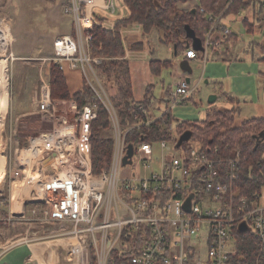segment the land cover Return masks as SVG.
I'll list each match as a JSON object with an SVG mask.
<instances>
[{
	"label": "built area",
	"instance_id": "1",
	"mask_svg": "<svg viewBox=\"0 0 264 264\" xmlns=\"http://www.w3.org/2000/svg\"><path fill=\"white\" fill-rule=\"evenodd\" d=\"M68 1L66 13L75 28L54 41L52 61L62 71L66 66L83 71L93 102L81 110L75 104L70 123L68 117L57 116L50 85L42 78L36 113L59 118L61 126L16 150L33 217L58 226L53 237L71 239L67 260L72 264H91L92 255L95 264H109L114 254L120 264H264V183L258 203L248 205L236 188L240 152L232 159L214 160L197 141L187 149L170 141L147 142L143 130L165 114L152 113L147 121L132 124L127 132L135 141L126 143L111 95L85 69L101 63L91 58L92 37L85 31H114L130 10L125 0ZM246 13L238 17L247 18ZM212 30L203 52L219 50L220 40L234 35L230 28H223L218 37ZM185 57L195 60L198 54L190 49ZM195 91L188 80H181L168 93L170 109L187 103ZM99 104L109 114L114 149L110 167L96 176L91 132ZM130 147L131 175L122 178ZM156 149L162 154L153 165ZM243 232L252 234L257 245L250 261L238 250L237 235Z\"/></svg>",
	"mask_w": 264,
	"mask_h": 264
},
{
	"label": "trees",
	"instance_id": "2",
	"mask_svg": "<svg viewBox=\"0 0 264 264\" xmlns=\"http://www.w3.org/2000/svg\"><path fill=\"white\" fill-rule=\"evenodd\" d=\"M179 1L125 0L130 10V19L126 21L127 23H118L116 31L100 27H94L91 31V58L101 60V63L95 64L94 67L97 68L100 75L106 76L113 88L117 89L116 94L111 95L112 107L123 130L132 124L145 122L152 118L150 109L152 101L150 98L142 102L134 100L130 67L125 59V48L120 36L122 27L128 24H139L146 34L156 30L160 35L161 43L166 45L174 43L176 45L175 53L180 54L188 43L191 44V39L187 38V29L194 33L203 48L212 29L214 35L217 34V37L220 35L221 29H223L221 25L223 18L251 12L252 22L247 17L241 21V25L244 30L252 34L253 28L261 27L264 15V0H197V7L187 13H181L178 10ZM217 20L220 21L217 22ZM171 63L169 61H151V72L156 75L162 69L171 67ZM49 85L53 101L73 100L80 110L93 102V92L88 83L83 80L80 90L72 94L65 74L54 63L49 69ZM106 87L108 88V86ZM168 93L166 92L164 100L167 105L165 108L169 106ZM225 97L234 106L233 110L210 107L205 120L199 122H180L178 120L173 131H169L174 121L169 110L163 118L155 121L150 129H144L143 133L147 135L146 141L151 144L170 141L177 146L183 138L182 145L187 149L191 142L197 141L205 152L206 150L211 152L210 156L214 160L232 159L237 152H240L239 181L236 188L240 198L246 199L248 205L254 206L258 203L264 183V144H258L256 139V136L264 132V118H252L236 125L239 120V103L233 97L226 95ZM97 113L98 119L92 126L91 148L93 174L99 176L102 171L110 167L114 140L103 136L104 132H110L112 129L109 114L101 104L98 105ZM132 141H135L132 136L126 139L128 144ZM237 237L240 254L250 261L257 250L256 241L248 232L238 233ZM112 258L115 260H110L109 264L122 263L115 257V254ZM91 264H95L93 255Z\"/></svg>",
	"mask_w": 264,
	"mask_h": 264
},
{
	"label": "rangeland",
	"instance_id": "3",
	"mask_svg": "<svg viewBox=\"0 0 264 264\" xmlns=\"http://www.w3.org/2000/svg\"><path fill=\"white\" fill-rule=\"evenodd\" d=\"M189 1L190 0H180L178 2L177 7L181 13L188 12L184 10L181 11L179 7L182 6L186 9L187 6H190L187 4ZM67 3L68 0H0V29H8L7 32L9 34L8 48L5 52V66L9 86V91L7 88V98H12V108L14 110H18V104L21 102L19 101V95H21V92H24V87H26L29 94L28 99L24 100L23 105L27 111L32 112L29 102H34V100L30 99L31 95L34 94L35 86L39 84L42 76L45 81L49 80V69L52 63H54L52 61L54 58V41L64 34L69 32L72 33L74 30L70 17L64 14ZM246 15L252 22V13L248 11ZM244 18V16H239L234 21V24H232L235 35L239 38L238 44L235 46L239 56L237 63L232 62L233 64L231 68H229L221 60L210 61V59L207 60V63L203 62V60L201 62H192L190 63V68L192 70L190 85L192 88H196L192 100L184 105L174 107L172 110L170 106L165 108L164 104L162 105L160 101L154 100V107L157 105L156 116H160L168 110H171L170 112L174 121L170 131L176 128L178 120L180 122L203 121L210 108L209 99L214 94L221 96V94L229 93L232 94L234 99L239 98L240 103L238 107L241 109V118L237 120L236 125L241 124L243 120L246 119L264 116V80H262L259 75V71L262 70L264 64L257 61L258 55H256V53L254 57H252L248 48V42L260 41L261 39V36H257L256 34L262 33L264 15L261 27L257 29L253 28L252 34H249L241 27V21ZM118 23L120 22H117L116 25ZM114 31H116V26ZM261 46L264 48V44ZM125 59H127L126 56ZM179 66L180 63L177 64V69H175L172 67L171 63V68L168 67V70L163 71L159 80L164 79L166 87L168 85H174L175 87L178 84L179 78L177 74H179ZM85 69L90 77L94 75L96 80L100 81L105 86L107 93L110 95L116 94L117 89L111 86L106 76L100 75L97 68H89L86 65ZM141 73L142 74H137L135 77L144 81L143 83H146L150 76H148L146 70H141ZM81 74L83 80L87 82L83 71ZM159 80L156 81V87L153 92L154 98L157 100L163 96L162 85ZM137 83L138 80H136V84ZM68 84L70 89L73 90V83L70 81ZM141 85L142 84L134 86L135 93L138 97L141 96ZM106 86H108V88ZM174 87L172 89H174ZM11 90L12 95L10 93ZM225 103L229 105L232 104L227 100ZM75 104L73 100L65 102L55 101L57 116L68 117L69 122L73 123ZM216 104H218L217 107L220 105L225 106L221 103V99L218 100ZM232 107L234 108L233 105ZM9 109V118L7 119L5 134L8 138L13 134L12 138L15 137V144L17 140L20 142L28 140L39 134L51 132L55 127L58 128L61 126L59 118L55 120L47 119L37 114L16 117L15 114L17 112L15 114L11 112V100ZM152 112H154V108H152ZM103 136L106 138H113L112 130L110 132H104ZM14 141L13 148L16 146L14 145ZM11 142L12 141H9V143ZM8 147L10 148V146ZM161 154V151L156 149L153 165L160 160ZM18 166L20 167L19 164ZM130 169V165L122 169V178L130 177Z\"/></svg>",
	"mask_w": 264,
	"mask_h": 264
},
{
	"label": "crops",
	"instance_id": "4",
	"mask_svg": "<svg viewBox=\"0 0 264 264\" xmlns=\"http://www.w3.org/2000/svg\"><path fill=\"white\" fill-rule=\"evenodd\" d=\"M187 4L190 5L187 6L188 8L186 7V9H184L182 6H180L179 9L181 8V11H191L197 7L198 2L197 0H190ZM236 18H238V16H229L223 18L221 20L222 28H230L233 30L232 24H234ZM129 19L130 12H128L123 21L118 22H125ZM70 20L72 21L71 18ZM241 27L243 26L241 25ZM261 31L262 33L256 34L257 36H261L260 41L248 42V48L252 57H254V54L256 53V55H258L257 61L264 64V61H262L264 58V48L261 46L264 44V27ZM120 32L123 46L125 48L126 58L130 67L134 100L136 102H142L145 99L150 98L152 101L150 109L152 111V108H154V112H152L154 115H156L157 111V105L154 107V100L160 101V103L162 105L164 104V107H166L167 105L164 103L166 92H169L174 87V85H172L173 87L171 85L166 87L165 80H159L163 71L168 70L171 67L164 68L160 71V73L155 75L150 69L151 61H170L172 62V67L177 69L178 63L187 60L185 53L190 49L196 51L198 57L195 60H189V67L190 63L192 62H201L203 59H205V63H207V60L211 59L210 61L221 60L227 65V67L231 68V65L233 64L232 62L237 63L239 60L237 52L238 50L235 49L239 38L235 35L234 30V35L232 38L220 40L222 47L219 50L213 49L207 52H203V50H196L193 46V41L191 40V44L188 43L186 48L180 54H175L176 45L174 43H171L170 45L161 43L160 35L156 30L146 34L141 25L128 24L122 27ZM222 32L223 31L220 33ZM72 33L69 32L64 35H70ZM141 70H146L148 76H150L146 83H143L144 81L135 77L137 74H142ZM63 73L65 74L67 81H71L74 85L73 90L70 89L72 94L78 92L83 84V76L81 72L70 70L66 67L63 70ZM178 73L179 74H177L176 70L179 82L183 79L187 80V75L181 70H179ZM259 75L261 76V79L264 80V65L262 70L259 71ZM42 78L43 76L41 77L39 84L35 86V91L33 92L34 94L31 95L30 100H34V102H29L31 104L32 112L27 111L23 105L24 100L28 99L29 94L27 88L24 87V92H21V95H19V101L21 102L18 104V110H14L12 108V98H10L7 99L4 114H0V264H72L67 260V251L70 244L72 243L71 239L53 237L54 232L59 227L53 224H44V220L39 215L37 218H34L32 215L33 204L31 202H27V192L23 189L26 184L25 182L21 181L23 176V167L16 156V150L25 148L31 138L21 142L17 140L15 144V137L12 138L13 134L10 135L9 138L5 134L7 119L9 118L10 100L12 110L11 112H14V114L17 112L15 114L16 117L37 114L36 102L42 85ZM136 80H138L137 84ZM157 80H159L161 83L164 93H162L163 96H161L159 100L155 99L153 95ZM47 81L49 83V80ZM140 84H142L140 87L141 90L139 89L141 91V96L138 97L135 93L134 86H139ZM10 93L12 95V90ZM225 95H228L227 97H233L232 94L229 93L221 94V96L214 94L213 96H216L217 99L213 103L214 105L210 104V107L212 106L219 109L232 110V105L225 103L227 100ZM193 97L194 95L192 98ZM220 99L221 103L225 106L220 105L217 107L218 104L216 103ZM235 99L238 101V103H240L239 98ZM240 113L241 109H239V120L241 118ZM255 118H264V116ZM9 141L12 142L9 143ZM13 141L14 145H16L14 148ZM8 146H10V148ZM39 213L40 212H38V214Z\"/></svg>",
	"mask_w": 264,
	"mask_h": 264
},
{
	"label": "bare ground",
	"instance_id": "5",
	"mask_svg": "<svg viewBox=\"0 0 264 264\" xmlns=\"http://www.w3.org/2000/svg\"><path fill=\"white\" fill-rule=\"evenodd\" d=\"M69 5H70V1H68L67 5L64 9V14L71 18V16L66 13V9L69 7ZM72 24H73V28H75L74 20H72ZM7 31H8V29H4V30L0 29V114H2V115L5 112L4 111L5 110V103L7 102V99H8L7 98L8 80H7V71H6V66H5V59H6L5 58V52H6V49L8 48V42H9V34ZM88 32L91 34V31H85V33H88ZM53 47H54V44H53ZM113 112L115 113L114 109H113ZM164 114H166V112ZM115 115H116V113H115ZM129 127H127L125 130L121 129L124 132V141L125 142H126V139L128 137L132 136L131 131L127 132Z\"/></svg>",
	"mask_w": 264,
	"mask_h": 264
},
{
	"label": "water",
	"instance_id": "6",
	"mask_svg": "<svg viewBox=\"0 0 264 264\" xmlns=\"http://www.w3.org/2000/svg\"><path fill=\"white\" fill-rule=\"evenodd\" d=\"M187 38H190L193 41V46L196 50H201V51L203 50V48H201L200 41L195 38L194 33L190 29H187ZM180 70L184 74H186L187 77L189 76L187 80L188 82H190V76L192 75V70L189 67V60H185L180 63ZM216 99H217L216 96H211L209 99V104H213L216 101ZM256 139L258 142L264 140V132L256 136ZM182 144H183V138L179 141V143L177 144V147L179 148ZM132 157H133V152H132V148L130 147L128 151V156L124 160V165L131 163L130 160L132 159Z\"/></svg>",
	"mask_w": 264,
	"mask_h": 264
}]
</instances>
